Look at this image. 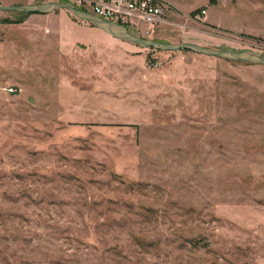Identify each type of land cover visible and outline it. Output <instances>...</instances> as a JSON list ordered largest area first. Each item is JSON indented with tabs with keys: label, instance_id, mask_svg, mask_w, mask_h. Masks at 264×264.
Returning a JSON list of instances; mask_svg holds the SVG:
<instances>
[{
	"label": "rangeland",
	"instance_id": "1",
	"mask_svg": "<svg viewBox=\"0 0 264 264\" xmlns=\"http://www.w3.org/2000/svg\"><path fill=\"white\" fill-rule=\"evenodd\" d=\"M165 1L128 32L264 58V0ZM0 264H264V66L0 11Z\"/></svg>",
	"mask_w": 264,
	"mask_h": 264
},
{
	"label": "water",
	"instance_id": "2",
	"mask_svg": "<svg viewBox=\"0 0 264 264\" xmlns=\"http://www.w3.org/2000/svg\"><path fill=\"white\" fill-rule=\"evenodd\" d=\"M57 10H66L77 19L91 23L97 29L101 30L111 38L123 42L132 43L141 48L152 49L156 51H165V52H176L180 50H187L192 53H196L208 57H216L229 61L243 62L252 65L264 66V58L252 53L235 52V51H217L192 43L170 44V43H163L150 39L140 38L131 34L130 32H128L127 29H125L122 26L98 19L88 13L77 10L66 3L51 2V3H41V4H31V5H20V6H0V11H17L27 14L45 15V14L53 13Z\"/></svg>",
	"mask_w": 264,
	"mask_h": 264
},
{
	"label": "built area",
	"instance_id": "3",
	"mask_svg": "<svg viewBox=\"0 0 264 264\" xmlns=\"http://www.w3.org/2000/svg\"><path fill=\"white\" fill-rule=\"evenodd\" d=\"M69 6L98 19L151 35L157 24H166L169 3L164 0H67ZM205 14V11H202Z\"/></svg>",
	"mask_w": 264,
	"mask_h": 264
},
{
	"label": "crops",
	"instance_id": "4",
	"mask_svg": "<svg viewBox=\"0 0 264 264\" xmlns=\"http://www.w3.org/2000/svg\"><path fill=\"white\" fill-rule=\"evenodd\" d=\"M28 5H31V4L29 3ZM206 7H207V11H205L206 12L205 13V15H206L205 19L207 20L208 19L207 15H208V7L209 6H206ZM99 31H100V34H103L107 38L112 39V40H116V39H113L110 36L106 35L101 30H99ZM198 31H200L202 34H204L203 31H201V30H198ZM165 35L166 36L157 37L156 41L163 42V43H170V44L192 43V44H196V45H199V46H202V47H206V48L207 47H213L212 45L208 44L206 42V40H203L202 37H200V36H198L196 34H195L196 36H193V35H177V34H165ZM204 35H206V34H204ZM118 41L122 42L120 40H118Z\"/></svg>",
	"mask_w": 264,
	"mask_h": 264
},
{
	"label": "trees",
	"instance_id": "5",
	"mask_svg": "<svg viewBox=\"0 0 264 264\" xmlns=\"http://www.w3.org/2000/svg\"><path fill=\"white\" fill-rule=\"evenodd\" d=\"M215 0H210L209 3L210 4H213ZM8 22V21H7Z\"/></svg>",
	"mask_w": 264,
	"mask_h": 264
}]
</instances>
